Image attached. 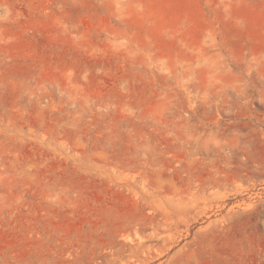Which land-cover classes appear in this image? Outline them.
<instances>
[{
    "label": "rangeland",
    "instance_id": "obj_1",
    "mask_svg": "<svg viewBox=\"0 0 264 264\" xmlns=\"http://www.w3.org/2000/svg\"><path fill=\"white\" fill-rule=\"evenodd\" d=\"M0 264H264V0H0Z\"/></svg>",
    "mask_w": 264,
    "mask_h": 264
}]
</instances>
